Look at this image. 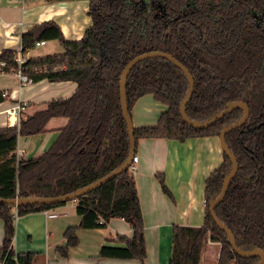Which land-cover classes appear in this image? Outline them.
Segmentation results:
<instances>
[{
	"label": "trees",
	"instance_id": "trees-1",
	"mask_svg": "<svg viewBox=\"0 0 264 264\" xmlns=\"http://www.w3.org/2000/svg\"><path fill=\"white\" fill-rule=\"evenodd\" d=\"M65 2L72 0H46ZM91 25L79 40L64 38L53 20L35 24L21 34V50L0 51L7 72L16 68L19 54L34 49L37 41L56 40L62 52L30 57L23 63L32 82L70 81L74 92L64 100L48 103L17 125L0 127V197H51L67 195L104 177L129 153V137L122 116L119 77L134 57L161 51L179 61L193 78V92L186 104L187 116L203 122L230 101L247 104L249 115L226 134V143L238 163L235 177L222 201L217 218L233 233L242 250L264 251V0H88ZM188 91L182 71L170 61L151 57L138 62L127 77L129 114L136 101L151 94L165 106L154 126L134 129L140 138H166L182 142L200 136H218L237 122L235 109L206 129H194L181 118L179 105ZM5 96L0 92V103ZM66 124L38 156L19 158V138L46 132L52 118ZM222 163L205 180L203 222L200 226H172L169 264H200L204 243H220L217 264H256L258 257L236 255L227 237L215 224L208 202L216 197L231 163L222 152ZM162 190L170 194L162 175ZM54 205L9 207L0 204L4 237L1 264H33V253L17 254L12 247L15 218L46 211ZM77 226L63 232L58 257L67 258L77 246L79 229L104 228L109 220L122 218L130 237L117 235L99 250L103 258L146 264L143 216L132 173L127 169L95 190L75 198Z\"/></svg>",
	"mask_w": 264,
	"mask_h": 264
},
{
	"label": "crops",
	"instance_id": "crops-1",
	"mask_svg": "<svg viewBox=\"0 0 264 264\" xmlns=\"http://www.w3.org/2000/svg\"><path fill=\"white\" fill-rule=\"evenodd\" d=\"M44 1L40 8L29 7L25 10V0H0V51L10 49L20 52L21 34L43 21H55L67 40H79L91 25L89 16H86L88 0ZM12 10H21L22 22H7L9 19L6 20L4 12L10 15ZM13 13L19 17L18 12ZM56 47L53 52L40 54H34L32 49L23 56L26 60L62 52L59 43ZM75 88L76 84L70 81L47 80L20 86L13 70L1 74L0 92L4 94L5 100L0 103V127L9 126L5 110L17 103L26 104L18 115L25 119L36 111L45 109L51 101L67 99ZM164 110L165 106L156 102L151 94L142 96L131 110L134 128L154 126ZM66 122V118H52L43 134L19 138L18 147L24 153L19 157L35 156L25 144L29 139L34 142L46 140L49 133V146ZM135 155L136 171L132 175L143 216L146 264H169L172 226H200L203 222L205 180L223 161L218 136H200L182 142L166 138H140L135 144ZM158 174L163 176L169 195L162 190L156 177ZM45 212L56 216L47 217ZM79 222L80 216L76 213V203L73 201L46 211L17 216L12 239L13 250L17 254L33 253V264H103L111 258L99 256L101 246L106 241L115 239L117 235H132L130 226L122 218H113L104 228L79 229L77 246L69 249L67 258L58 257L56 248L65 242L63 232L68 226H77ZM3 237L4 224L0 220V246ZM207 241L202 248L200 264L206 248H211L217 264L219 244ZM130 261L132 260H121L117 264H133Z\"/></svg>",
	"mask_w": 264,
	"mask_h": 264
},
{
	"label": "water",
	"instance_id": "water-1",
	"mask_svg": "<svg viewBox=\"0 0 264 264\" xmlns=\"http://www.w3.org/2000/svg\"><path fill=\"white\" fill-rule=\"evenodd\" d=\"M151 57H161L164 58L171 63L174 64L177 68H179L182 73L185 75L187 82H188V91L183 97V99L180 102L179 105V111H180V116L182 120L190 127L194 129H206L213 125L215 122H217L219 119H221L224 115L227 113H230L231 111L235 109H241L242 110V116L241 118L230 125L224 126L219 135H218V141L219 145L221 147L222 152L226 155V157L229 159L231 163V169L230 171L225 175L223 179V183L221 186V190L219 194L211 198L208 202V211L210 213V216L214 220L216 226L223 232L225 233L227 237V243L229 246L232 248V251L238 255L239 257L243 258H251V257H258L259 261L256 264H264V251L260 248H253L251 250H242L239 247H237L235 238L233 236V233L230 231V229L224 225L216 216L215 214V208L216 206L222 201L224 198L226 191L229 187L230 182L232 179L235 177L238 169V163L236 161V158L234 154L231 152L229 149L227 143H226V134L230 132L231 130L240 127L248 118L249 115V108L246 103L241 102V101H230L225 105V108L213 115L211 118L203 121V122H198L190 119L186 112H185V107L188 101L190 100L191 94L193 92V78L188 72V70L179 62L177 61L174 57H172L169 54H166L161 51H151L147 52L141 55H138L131 59L123 68L121 71L120 77H119V93H120V104H121V111H122V116L123 119L126 123L127 127V133L129 137V153L126 161L122 163L120 166H118L116 169L105 175L104 177L98 179L97 181L89 184L88 186L79 189L78 191L67 194V195H60V196H51V197H15L13 199H7V198H1L0 197V204L2 205H7L9 207L17 208V207H27V206H40V205H54V204H59V203H64L68 201L74 200L77 196H82L85 195L96 188L100 187L102 184L108 182L109 180L113 179L114 177L118 176L121 174L123 171L127 170L133 156L135 155V138H134V125L133 121L131 118V115L129 114L128 110V105H127V97H126V82H127V77L133 67L140 61L151 58Z\"/></svg>",
	"mask_w": 264,
	"mask_h": 264
},
{
	"label": "rangeland",
	"instance_id": "rangeland-1",
	"mask_svg": "<svg viewBox=\"0 0 264 264\" xmlns=\"http://www.w3.org/2000/svg\"><path fill=\"white\" fill-rule=\"evenodd\" d=\"M25 1H26V4H24V9L25 10H27L29 7H31V8H40L41 5L45 2L44 0H25ZM20 11L21 10L13 11V12H18L19 13V17H17V15L15 13H13V12H10L11 14L9 15L5 11L4 13L7 16L6 20L9 19V21H7V22L8 23H15V24L16 23H19V22H22L21 12ZM86 16H87V14H86ZM90 22L91 21H90V18H89V23ZM57 45H58V42H46L45 45H41V46L35 47L34 48V54H40V53H44V52H53L54 50H56V48H57L56 46ZM22 88L23 87H21V89ZM48 141H49V133L46 136V140L42 139L41 141L39 140V141L34 142L32 139H29V140H27L25 142V144H26V146L28 148H31V150L33 151V154L32 155L38 156L42 152H44L46 150V148L48 146L47 145L48 144L47 143ZM17 149H19V147H17ZM17 149H16V152H17ZM20 152L17 154L18 157L24 154L22 150H20ZM29 155H31V154H29ZM27 156L28 155H26L24 157L27 158ZM24 157H21V158H24ZM205 205H206V201H205ZM217 244H219V247L221 246L220 243H217ZM210 249L209 248H206V250L204 252V255H203V258H202V264H215V261H216L215 254H211V250ZM213 253H214V251H213ZM130 260H132L130 262L133 263V264H138L139 263L137 260H134V259H130ZM120 261H121V259H119V260H117V259H108V261H106L103 264H117V263H121Z\"/></svg>",
	"mask_w": 264,
	"mask_h": 264
},
{
	"label": "built area",
	"instance_id": "built-area-1",
	"mask_svg": "<svg viewBox=\"0 0 264 264\" xmlns=\"http://www.w3.org/2000/svg\"><path fill=\"white\" fill-rule=\"evenodd\" d=\"M46 41H37L34 44V48L37 46H41L44 45ZM25 62V58L23 55L19 54L16 60V68L13 70V74L17 77L19 85L20 86H24V85H28L32 83L31 78H29L23 71V63ZM6 69H5V62L4 61H0V75L6 73ZM26 104H21V103H17L16 105H14L13 107L6 109L5 113L7 116V122L9 126H13V125H17L19 123V121L21 120V118L18 117L20 111L24 108ZM14 114L15 119L14 121H11V116ZM18 147V145H17ZM20 152L19 149H17V154ZM18 156V155H17ZM136 162H137V156L134 155L132 158V161L128 167V170L130 171V173H134L136 171ZM73 202H75V199L72 200ZM47 217L53 218L56 215L53 213H47ZM17 216L14 215V218H16Z\"/></svg>",
	"mask_w": 264,
	"mask_h": 264
},
{
	"label": "bare ground",
	"instance_id": "bare-ground-1",
	"mask_svg": "<svg viewBox=\"0 0 264 264\" xmlns=\"http://www.w3.org/2000/svg\"><path fill=\"white\" fill-rule=\"evenodd\" d=\"M4 95V94H3ZM14 119H15V116H14V114L11 116V121H14Z\"/></svg>",
	"mask_w": 264,
	"mask_h": 264
}]
</instances>
